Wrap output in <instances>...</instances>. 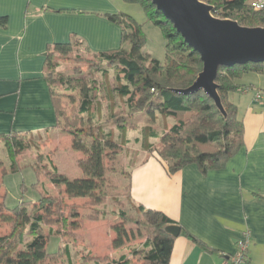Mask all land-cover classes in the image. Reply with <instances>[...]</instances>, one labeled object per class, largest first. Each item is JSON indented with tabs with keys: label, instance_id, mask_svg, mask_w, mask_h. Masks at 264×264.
<instances>
[{
	"label": "crops",
	"instance_id": "obj_1",
	"mask_svg": "<svg viewBox=\"0 0 264 264\" xmlns=\"http://www.w3.org/2000/svg\"><path fill=\"white\" fill-rule=\"evenodd\" d=\"M126 5L122 0H0V135L55 126L44 72L48 51L71 38L91 55L120 49L121 28L106 16H128ZM263 78L244 74L236 81L251 89L228 94L243 122L244 146L223 169L203 175L189 165L169 174L166 164L147 152L139 166L129 163L133 205L165 214L202 244L180 231L169 264H221L244 232L250 234L248 264H264ZM256 91L262 100H255Z\"/></svg>",
	"mask_w": 264,
	"mask_h": 264
},
{
	"label": "trees",
	"instance_id": "obj_2",
	"mask_svg": "<svg viewBox=\"0 0 264 264\" xmlns=\"http://www.w3.org/2000/svg\"><path fill=\"white\" fill-rule=\"evenodd\" d=\"M122 1L138 4L144 11L147 20L161 30L166 40L165 65L162 66L156 59H151L149 66H145L146 57L141 54V49L145 45L146 39L141 25L123 14L107 15L106 17L110 21L117 23L121 28L122 47L115 51L97 53L94 56L115 73L117 86L113 92L126 98L128 106L132 109H135L133 103L137 98V107L147 105L149 109L153 108L154 111L175 119V123L160 136V149H157V156L166 164L169 174L189 165H196L203 175L212 170L223 169L244 146L243 122L238 117L236 106L229 102L228 94L245 89V86L236 81L244 74H264V63H247L229 68H219L215 82L218 85L221 104L226 112V118H223L214 103L202 92L188 96L171 92L172 89L188 88L194 82L202 69L199 55L183 42L173 26L162 17L150 0ZM202 1L212 6L213 14L220 18L234 20L242 26H264V7L259 10L252 7V3L259 0ZM81 44L77 38H71L67 44L54 45L52 50L66 56L73 48L81 47ZM51 57L52 52L48 51L44 72L50 90L55 114L54 127H56L58 114L55 94L47 76L48 70L52 72L55 67L51 64ZM101 71L103 75L107 73L105 68ZM89 82L91 86L86 85L82 79H77L73 88L78 90L81 97L79 112L87 114L88 118L92 120L95 116L91 111L92 103L97 96V85L93 86L94 81ZM120 82L122 83L120 84ZM64 84H70V81ZM187 114H190L189 120L184 119ZM123 124H119L118 127H122ZM71 133L75 137L76 133ZM22 135L14 132H10L8 136L0 135V140H6L7 152L11 157L14 156L13 143L14 146H17L18 151L25 149L22 142L16 140ZM88 136L92 138L89 148L86 144L73 140V145L86 156L84 162H77L84 178L69 180L54 172L50 182L59 190V193L58 195H42L40 197L30 217L31 222L28 229L32 238L25 244L23 250L15 254L12 253L16 247L14 241L19 243L23 237L21 230L27 225L29 217L26 206L30 204L20 203L16 208L9 210L4 206V196L0 195V221L6 222L13 219L10 234L0 237V264H50L49 259H59V251L49 254L46 252L45 246L51 234L62 235L63 233H60V228L53 230L52 227L46 233L44 227L60 226L64 228L62 229L64 234L68 233L69 236H74V230L77 229L78 224L71 218L77 213V208L74 205L67 206L63 200L64 196L69 200L88 198L90 204L94 205L104 203L107 196L105 190L107 171L104 160L108 157L109 151L113 153L112 159L114 160L121 149L111 140L110 133L107 135L100 132L97 135L91 133ZM155 151L154 147H151L147 156L152 155ZM1 185L0 182V187ZM130 189L131 179L128 175L127 196L133 205L130 200ZM259 197L264 199V196ZM136 208L148 216L151 215V218L146 222L137 223L134 221L140 227L138 231L141 234L138 236L142 237V232H144L146 239L140 248L131 249L130 255L141 261L142 264H169L174 239L166 235L162 228L174 224V221L161 212L144 211L141 206ZM121 215L126 220L127 217L123 213ZM121 226L115 227L116 237L112 242L114 249L123 247L130 239L131 231H127L123 225ZM180 231L184 237L196 245L202 246L194 236L184 230ZM102 259L105 260L106 257ZM115 263L130 264V260L122 255Z\"/></svg>",
	"mask_w": 264,
	"mask_h": 264
},
{
	"label": "rangeland",
	"instance_id": "obj_3",
	"mask_svg": "<svg viewBox=\"0 0 264 264\" xmlns=\"http://www.w3.org/2000/svg\"><path fill=\"white\" fill-rule=\"evenodd\" d=\"M126 4L127 15L142 26L146 39L141 49V54L146 57L145 66H149L151 59H156L164 66L166 40L161 30L147 20L138 4ZM213 16L220 18L214 14ZM51 52V64L55 67L52 72L48 70L47 76L55 94L58 125L48 131L17 137L16 140L22 142L25 149L18 151L13 143V157L7 152L6 140H0V182L2 183L0 195L4 196V206L12 210L20 203L30 204L26 206L29 217L27 225L21 230L23 237L19 243L14 241L16 247L12 253L23 250L25 244L31 240L32 236L29 235L28 229L30 217L40 197L58 195L59 190L50 182L54 172L69 180L84 178L77 162H84L86 156L73 145V140L80 141L89 148L92 138L88 135L91 133L97 135L100 132L105 135L110 133L111 140L121 149L114 160L111 151L104 160L107 171L106 199L103 204L94 205L90 204L88 198L69 200L66 196L63 197L67 206L74 205L77 208V213L71 219L78 224V227L74 230V236L64 234L62 230L64 228L60 226L44 227L46 233L50 227L53 230L60 228V233H63L51 234L48 237L46 252L49 254L60 252L59 259H49L48 262L50 264H116L120 256L125 255L130 260V264H142L130 255L131 249L140 248L146 239L144 232L142 237L138 236L141 234L138 231L140 227L135 222L149 221L151 215L140 212L129 202L128 173L132 174L133 171L129 163L133 162L135 167L139 166L151 147L156 150L153 154L158 155L159 138L175 123V119L158 113L153 108L149 109L147 105L137 107V98L133 103L135 109L130 108L126 98L113 92L117 86L113 70L105 63H100L99 58L84 49L75 47L66 56L54 50ZM103 68L107 69L105 75L101 71ZM77 79H82L89 86H91L89 81H94L93 86L97 85V96L92 103L91 113L95 115L92 120L87 114L79 112L81 97L78 90L73 88ZM69 81L70 84H64ZM259 87L264 94V78L262 86ZM189 116L190 114H187L184 119L189 120ZM119 124H123L122 127H118ZM71 132L76 133L75 137ZM135 203L138 202L134 201ZM144 209L148 210V208ZM122 213L127 217L126 220L122 217ZM12 221H0V237L10 234ZM119 225L131 231L130 239L123 247L114 249L112 242L116 237L115 227ZM105 257L106 259L103 260L102 258Z\"/></svg>",
	"mask_w": 264,
	"mask_h": 264
},
{
	"label": "water",
	"instance_id": "obj_4",
	"mask_svg": "<svg viewBox=\"0 0 264 264\" xmlns=\"http://www.w3.org/2000/svg\"><path fill=\"white\" fill-rule=\"evenodd\" d=\"M150 1L202 63L200 73L188 88L171 92L183 96L202 92L226 118L215 82L218 70L264 63V27H245L230 19L214 17L213 7L200 0ZM162 231L172 238L180 235V227L174 224L164 226Z\"/></svg>",
	"mask_w": 264,
	"mask_h": 264
},
{
	"label": "built area",
	"instance_id": "obj_5",
	"mask_svg": "<svg viewBox=\"0 0 264 264\" xmlns=\"http://www.w3.org/2000/svg\"><path fill=\"white\" fill-rule=\"evenodd\" d=\"M252 7L255 10L262 9L264 7V1L259 0L252 3ZM251 88H245L243 91L247 92ZM256 101L262 100V94L260 91H256ZM250 244L249 232L241 234L235 242V252L231 255H224L221 264H248V248Z\"/></svg>",
	"mask_w": 264,
	"mask_h": 264
}]
</instances>
